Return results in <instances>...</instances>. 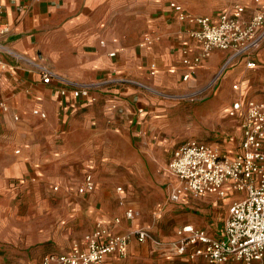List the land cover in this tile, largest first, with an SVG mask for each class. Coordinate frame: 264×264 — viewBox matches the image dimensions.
<instances>
[{
  "label": "crops",
  "instance_id": "1",
  "mask_svg": "<svg viewBox=\"0 0 264 264\" xmlns=\"http://www.w3.org/2000/svg\"><path fill=\"white\" fill-rule=\"evenodd\" d=\"M164 1L0 0V25L7 24L9 27V32L0 39L3 44L29 58L46 63L56 73L77 82L106 81L104 85L90 90V101L83 100L76 105L70 93L65 96L59 94L55 82L43 83L39 73L26 70L24 64H17L8 55L0 53L1 59L13 65L4 72L0 80V99L9 107L7 112H0V193L9 189L10 182L15 179L24 185L20 188H26L33 178L35 180L54 178V186L58 189L59 184H65L69 175L76 172V156L91 158L97 156V152H101L103 158H119L121 167L127 169L135 164L132 171H140L141 168L132 157L130 147H127L128 137L125 130H118L117 126L121 122L119 118L122 115L118 114L116 107L124 108L123 115L127 120L125 124L131 125L142 119V116H139L136 120L135 106L133 110L129 107L133 106L132 97L136 95L142 100L140 102L144 108L150 105L148 99L155 103L156 99L147 95L150 93L147 91L150 89L149 85H157L159 88L166 86L170 92L176 91L177 88L185 90L188 87L198 88L217 71L221 75L226 73L221 80L220 86L223 89L220 87V91H225L229 87V78H231V88L236 92L226 106L225 114L236 123L237 144L233 146L227 143L222 148L229 154L239 150L242 139L240 125L246 102L250 99L264 102V95L257 94L255 88L257 84L254 83L255 76L261 72L258 61L264 64V47L261 48L264 38L251 56L256 62L255 67L246 66V56L230 58L231 50L214 49L199 65L190 68L182 64L181 49L186 48L188 54L194 56L200 51V43L181 31L184 25L170 18L165 5L162 4ZM180 2L187 11L196 15H206L212 19L235 4L245 7L244 19H249L256 9L264 7V0H259L257 4L252 0H242L211 11L198 9L192 1L180 0ZM137 5H144V9L137 8ZM157 9L160 10L158 14ZM141 16L147 28L138 35V32L132 28V23L134 18ZM167 18L172 19L171 23H167ZM145 36H151L152 42L139 47V42ZM112 51L116 52L114 57L109 56ZM153 62L157 66V71L151 76L148 69ZM187 72L190 76L187 80H183L182 76ZM119 76L129 78L136 83L109 81ZM252 80L253 84H251ZM236 101L241 103V108L234 116H229L228 111ZM113 105L115 107H112ZM35 108L45 111L46 118L33 115L31 111ZM149 108L151 109H147V112L154 111L153 105ZM147 112H144L143 116ZM15 115L18 116L17 120L13 118ZM159 118L156 117L157 122L162 121ZM197 140L205 142L202 139ZM123 142L127 143L126 146ZM89 164L88 167L81 169L82 180L86 174H91L95 188L83 194L93 193L97 187L93 173L95 168L91 160ZM173 181L174 179L165 173L163 186L161 185L160 188L165 194L163 204L176 209H193L198 203H206L212 207L223 208L225 219L229 203L241 196L232 192L224 198L211 194L194 198L185 194L177 202H168L167 189ZM117 187H121L120 192L116 191ZM115 200L121 208V217L124 219H126L124 210L127 207L137 210L136 206L127 200L122 184L115 187ZM120 201L122 204H119ZM137 216L132 221H135ZM119 221L117 216L111 220L95 217L90 229L80 237L74 238L66 249L46 252L33 262L26 258L23 264H38L48 253H67L73 243L83 248L85 233L97 222L113 234H123L133 228L146 227L140 225L137 220L130 227L121 226ZM185 224H192L213 237H219L223 231V224L215 231L194 223ZM177 228L178 226L171 236L163 239L151 230L150 232L154 238L165 242L175 239ZM192 250L193 247H189L184 254L178 255L162 246H154L149 241L139 242L132 237L127 244L124 257L115 253L109 254L105 257L104 264H160L173 259L187 264H204L201 256L189 257ZM233 262L242 263L229 260L223 264Z\"/></svg>",
  "mask_w": 264,
  "mask_h": 264
},
{
  "label": "rangeland",
  "instance_id": "2",
  "mask_svg": "<svg viewBox=\"0 0 264 264\" xmlns=\"http://www.w3.org/2000/svg\"><path fill=\"white\" fill-rule=\"evenodd\" d=\"M184 1H192L198 9L214 11L242 0ZM138 7L144 9V5ZM156 12L158 14L160 10ZM142 17L134 18L132 23L138 35L147 28ZM172 19L167 18V23H171ZM258 63L261 72L255 76L254 83L257 84V94L264 95V64ZM225 74L217 71L193 89L177 88L170 92L166 86L159 88L149 85L147 91L150 93H146L149 98L156 99L155 103L148 99L150 105L144 108L140 102L142 100L136 95L132 97L133 106L129 107L133 110L135 106L136 120L139 116L142 119L131 125L125 124L124 108L116 107L118 114L122 115L118 130H125L127 147H130L140 171H132L135 164L127 169L121 167L119 158H103L101 152H97V156L91 158L76 156V172L69 175L65 184H59L57 190L52 187L55 185L54 178H33L26 188H20L24 185L17 179L11 181L10 188L13 190L9 188L0 193V264H23L26 258L33 262L46 252L64 250L74 238L90 229L95 217L111 220L117 216L120 225L126 227L137 220L162 239L171 236L175 227L185 223H194L211 231L220 228L224 219L223 208L206 203H198L193 209L166 206L163 204L165 194L160 186H163L165 165L171 151L183 141L196 138L221 147L227 143L233 146L237 144L236 123L225 114V108L236 92L231 88V78L229 87L220 91ZM151 105L154 111L147 112ZM144 112L147 113L143 116ZM156 117L162 121L157 122ZM90 160L95 168L93 173L97 187L93 193L80 194L77 186L83 177L81 169L88 167ZM120 184L124 186L127 200L138 210L135 221L121 217V208L115 200V187ZM160 264L187 263L173 259ZM259 264H264V257Z\"/></svg>",
  "mask_w": 264,
  "mask_h": 264
},
{
  "label": "built area",
  "instance_id": "3",
  "mask_svg": "<svg viewBox=\"0 0 264 264\" xmlns=\"http://www.w3.org/2000/svg\"><path fill=\"white\" fill-rule=\"evenodd\" d=\"M252 1L254 4L259 2V0ZM164 5L169 16L184 25L181 31L200 43V51L194 56H190L186 48L181 49L183 65L194 68L214 49H219L231 50L230 58L246 56V66H256L251 56L264 38V7L256 9L249 19H244L245 7L235 4L212 19L206 15H196L187 11L180 0H165ZM8 32L7 24H1L0 39ZM152 40L151 36H145L138 46L150 44ZM0 53L8 55L17 64H24L26 70L39 73L43 83L55 82L59 94L65 96L70 93L76 105L83 100L90 101V90L106 83V81L77 82L62 76L46 63L13 50L1 40ZM115 55V51L109 53L110 57ZM11 66L13 67L0 58V80ZM156 71L157 66L153 62L149 65L148 72L153 76ZM189 76L190 73L187 72L182 79L187 80ZM109 81L136 83L120 76ZM240 108L241 103L234 102L228 111L229 116H234ZM8 110V104L0 99V112ZM31 113L46 118V112L40 109L35 108ZM13 118L17 120L18 116L15 115ZM240 126L242 139L236 153L229 154L220 146L189 139L173 150L172 157L165 166L166 175L174 179L167 189L168 202H177L185 194L194 198L209 194L224 198L230 192L241 195L229 203L223 231L219 237L210 236L192 224H183L176 229L175 239L164 242L154 238L148 227L133 228L123 234H113L97 222L85 233L83 248L73 243L69 252L45 254L38 264H104L105 257L109 254L115 253L124 257L127 244L132 237L139 242L149 241L154 246H162L178 255L184 254L189 247H193L189 257L201 256L204 264H223L229 260L244 264L261 261L264 257L263 101L250 99L246 102ZM94 188L92 175L86 174L77 191L83 194L93 191ZM53 189L57 190V186ZM116 191L120 192L121 187H117ZM119 204L122 202L120 201ZM137 215L138 211L133 208L127 207L124 210V217L128 221H132Z\"/></svg>",
  "mask_w": 264,
  "mask_h": 264
}]
</instances>
